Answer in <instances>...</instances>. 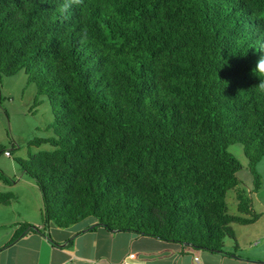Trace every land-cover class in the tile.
<instances>
[{
  "label": "trees",
  "instance_id": "trees-1",
  "mask_svg": "<svg viewBox=\"0 0 264 264\" xmlns=\"http://www.w3.org/2000/svg\"><path fill=\"white\" fill-rule=\"evenodd\" d=\"M62 3L0 0V82L23 71L53 112L52 134L15 158L41 192L43 220L92 218L87 230L211 253L227 252V237L237 247L232 223L260 213L227 146L243 145L258 192L264 0H83L67 14ZM14 199L0 191V205ZM19 226L9 243L38 230Z\"/></svg>",
  "mask_w": 264,
  "mask_h": 264
},
{
  "label": "crops",
  "instance_id": "crops-1",
  "mask_svg": "<svg viewBox=\"0 0 264 264\" xmlns=\"http://www.w3.org/2000/svg\"><path fill=\"white\" fill-rule=\"evenodd\" d=\"M1 166L14 169V164L9 161H4ZM20 177L24 179L22 184L24 187L18 200L25 204L27 210H21L20 214L19 210H14L11 205L0 206V264H109L110 262L120 264L124 260L129 264H252L254 262L248 257L228 252L211 253L196 250L181 243L128 231H108L103 227L87 230L86 227L94 221L93 219L79 229L72 225L59 227L53 221L45 222L42 216L41 192L27 174L21 173ZM230 191L234 192V190ZM230 191L227 192V196ZM231 196L234 201L235 192ZM226 199L228 201V198ZM253 204L252 199L254 208ZM260 208L257 212L262 218L264 205ZM21 216L25 223L37 226L38 230L29 229L9 243L20 230L17 222L23 220ZM79 231L82 232L75 235L72 246L68 247L67 240ZM132 253L135 257H128ZM258 263L264 264V262Z\"/></svg>",
  "mask_w": 264,
  "mask_h": 264
},
{
  "label": "rangeland",
  "instance_id": "rangeland-1",
  "mask_svg": "<svg viewBox=\"0 0 264 264\" xmlns=\"http://www.w3.org/2000/svg\"><path fill=\"white\" fill-rule=\"evenodd\" d=\"M52 119L53 112L47 96L37 94L36 85L28 83L23 71L2 77L0 82V171L4 174L6 180L0 179V191L17 195L16 199L8 205H11L14 210H19L20 214L21 210H27L25 204L18 200V196L24 187L22 185L24 184V179L19 178V174L24 173L15 162V158L27 155L29 149L27 142L32 137H48L52 134V130L48 128ZM45 148H48V146H41V149ZM31 149L37 150V148L33 147ZM5 150L10 151L11 155L5 156ZM227 150L241 164V168L236 173L240 181V189L250 199H253L255 212L259 211L262 208L260 206L264 205V157L256 166L257 171L261 175V187L255 193L251 192L253 176L248 169V160L244 153L243 145L241 143L229 144ZM4 161L13 163L14 169L1 166ZM30 181L33 180L30 178ZM233 194L234 192L230 191L227 196L229 213H237L235 196L234 201H232L231 195ZM259 218L257 221L246 225L232 223L238 246L235 247L234 240L227 237L225 239V250L230 254L250 258L254 261L252 264L264 262V215ZM21 219L23 220L17 222L18 228L21 222H24L22 216ZM91 220L92 218H88L72 226L79 229Z\"/></svg>",
  "mask_w": 264,
  "mask_h": 264
},
{
  "label": "clouds",
  "instance_id": "clouds-1",
  "mask_svg": "<svg viewBox=\"0 0 264 264\" xmlns=\"http://www.w3.org/2000/svg\"><path fill=\"white\" fill-rule=\"evenodd\" d=\"M83 0H63V3L60 7V10L67 14L73 5H80ZM256 69L261 73H264V57H261L257 62ZM259 89L261 92H264V83L259 84Z\"/></svg>",
  "mask_w": 264,
  "mask_h": 264
},
{
  "label": "built area",
  "instance_id": "built-area-1",
  "mask_svg": "<svg viewBox=\"0 0 264 264\" xmlns=\"http://www.w3.org/2000/svg\"><path fill=\"white\" fill-rule=\"evenodd\" d=\"M5 154H6V155H9V152L6 151ZM128 257L133 258V257H135V254H133V253H132V254H129ZM109 264H116V263H114V262H110ZM120 264H129V263H128L127 261L124 260V261H122Z\"/></svg>",
  "mask_w": 264,
  "mask_h": 264
}]
</instances>
